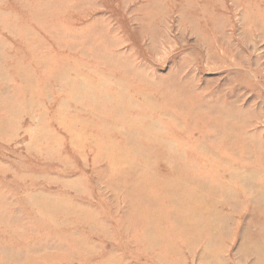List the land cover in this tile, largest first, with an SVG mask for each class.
Segmentation results:
<instances>
[{
    "label": "rangeland",
    "instance_id": "374dc122",
    "mask_svg": "<svg viewBox=\"0 0 264 264\" xmlns=\"http://www.w3.org/2000/svg\"><path fill=\"white\" fill-rule=\"evenodd\" d=\"M217 109L264 155V0H0V258L29 246L50 264H201L202 246L162 258L129 227L141 203L122 184L163 182L181 162L155 135L198 140ZM237 197L221 260L253 264L241 235L260 212Z\"/></svg>",
    "mask_w": 264,
    "mask_h": 264
},
{
    "label": "bare ground",
    "instance_id": "6f19581e",
    "mask_svg": "<svg viewBox=\"0 0 264 264\" xmlns=\"http://www.w3.org/2000/svg\"><path fill=\"white\" fill-rule=\"evenodd\" d=\"M215 113L211 116L216 122L208 126L209 130L198 140L186 137L176 143L166 134L165 139H162L161 134L155 135L157 137L152 140V145L157 152H172V156L177 158L175 163L180 161L181 164L161 183L153 182L155 176L152 175L151 182L142 180L141 184H122V188L131 195L128 197L135 204L136 201L141 203V207L132 206L133 216L129 227L143 228V238L155 246L162 244L165 249V253L160 255L162 258L173 256L179 260L181 249L177 243L185 242L191 252L202 246L204 252L200 254L199 263L227 264L221 260L224 256L221 242L228 237L226 229L233 227L232 217L238 214L242 219L245 217L240 213L242 201L237 199V196H241L260 215L256 217L258 221L250 219L245 224L240 254L245 259L253 258V264H264V233L258 236L250 234L251 225L256 226L258 231L264 230V155L260 151L251 150L250 138L245 135L244 129L235 130L234 124L227 126L222 122L223 118L228 119V114H224L221 109L215 110ZM178 126L183 128L180 123ZM212 140L217 147L209 145ZM127 144L133 149L140 147L132 137ZM155 148L153 152H156ZM185 151L196 154L195 158L188 160ZM244 154L246 156H242ZM151 156L153 155L150 153L149 161ZM149 161L146 165H149ZM200 162L202 165L198 167ZM200 169L203 174L199 173ZM135 174L139 177L138 169ZM116 180V172H112L110 184L112 181L116 183ZM132 193L139 197H134ZM47 204L45 211L50 214H58L60 211L75 213L70 205L67 207L53 201H48ZM227 204L233 205L232 215L222 209ZM162 222L166 224L165 227ZM170 237L175 238V241ZM24 248L26 251L19 250L18 256L6 254L10 249H3L4 257L0 258V264H15V260H22L21 264H50L31 254L34 251L31 247ZM111 259L114 257L111 256Z\"/></svg>",
    "mask_w": 264,
    "mask_h": 264
}]
</instances>
